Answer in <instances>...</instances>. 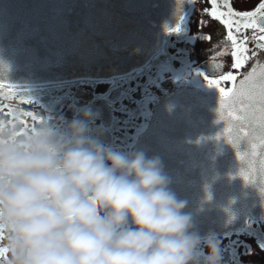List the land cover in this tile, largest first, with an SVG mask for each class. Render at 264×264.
<instances>
[{
  "label": "water",
  "instance_id": "obj_1",
  "mask_svg": "<svg viewBox=\"0 0 264 264\" xmlns=\"http://www.w3.org/2000/svg\"><path fill=\"white\" fill-rule=\"evenodd\" d=\"M192 0H0V83L28 86L125 76L145 66ZM131 152L159 157L202 237L264 212V164L242 162L219 94L163 100Z\"/></svg>",
  "mask_w": 264,
  "mask_h": 264
},
{
  "label": "clouds",
  "instance_id": "obj_2",
  "mask_svg": "<svg viewBox=\"0 0 264 264\" xmlns=\"http://www.w3.org/2000/svg\"><path fill=\"white\" fill-rule=\"evenodd\" d=\"M94 119L0 120V264H221L160 158L105 145Z\"/></svg>",
  "mask_w": 264,
  "mask_h": 264
},
{
  "label": "flooded vegetation",
  "instance_id": "obj_3",
  "mask_svg": "<svg viewBox=\"0 0 264 264\" xmlns=\"http://www.w3.org/2000/svg\"><path fill=\"white\" fill-rule=\"evenodd\" d=\"M258 2L233 0V7L250 11ZM218 3L224 10L223 0ZM209 7L210 0H192L188 14L178 24L180 31H174L176 27L170 30L157 54L131 74L93 81L28 86L2 84L0 120L18 122L22 129H27L40 120L54 123L59 118L66 122L83 119V112L89 111L95 117L93 135L102 133L99 135L102 143L131 153L139 137L148 131L163 100L180 90L219 94L216 88L208 86L205 76L218 79L234 71L231 42L226 40L225 28L205 13ZM245 35L250 38L247 47L251 55L256 44L251 40L253 30H244L238 37L242 39ZM218 40L224 41L223 47L229 50L227 55H215L213 47ZM261 62L264 63V53H261ZM253 63L254 59H250L240 72L250 71ZM215 64L223 67L216 68ZM223 86L230 88L231 83L224 82ZM215 237L220 242L221 264H264V212L248 215L240 228ZM202 250L207 254L206 247Z\"/></svg>",
  "mask_w": 264,
  "mask_h": 264
},
{
  "label": "snow or ice",
  "instance_id": "obj_4",
  "mask_svg": "<svg viewBox=\"0 0 264 264\" xmlns=\"http://www.w3.org/2000/svg\"><path fill=\"white\" fill-rule=\"evenodd\" d=\"M223 9L221 10L218 0H210V7L204 11L225 28L226 40L231 42V68L234 71L222 74L218 79L208 76L205 79L209 87H214L219 92L220 109L228 118L229 127L226 131L232 138L233 146L238 141L247 145V152L238 150L237 156L242 162L247 157L249 163L260 159L264 164V63L261 62V53H264V0H259L250 11L237 10L233 7V0H223ZM201 26H205L203 21ZM247 29L253 30L251 40L256 42L251 55L247 47L250 38L246 35L242 39L238 37L239 33ZM174 31L179 32L180 26L177 25ZM223 44L224 41L218 40L214 45L216 56L228 54L229 50ZM250 59H254L250 71L241 73L240 70ZM214 67L222 68L223 64H215ZM238 76L241 78L238 79ZM224 82H230L231 87H224ZM3 87L0 84V88Z\"/></svg>",
  "mask_w": 264,
  "mask_h": 264
}]
</instances>
